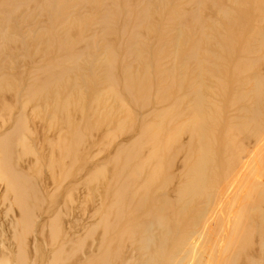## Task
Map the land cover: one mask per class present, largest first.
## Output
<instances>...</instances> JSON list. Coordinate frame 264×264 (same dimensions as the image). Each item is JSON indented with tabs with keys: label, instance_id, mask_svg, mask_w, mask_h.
Segmentation results:
<instances>
[{
	"label": "bare ground",
	"instance_id": "6f19581e",
	"mask_svg": "<svg viewBox=\"0 0 264 264\" xmlns=\"http://www.w3.org/2000/svg\"><path fill=\"white\" fill-rule=\"evenodd\" d=\"M225 1L233 8L215 13L230 31V36L224 37L227 49L221 65L231 75L222 77L218 86L208 87L207 97L202 95L199 87L203 83L198 79L195 84L194 80L186 82L179 77L173 82L167 80L172 71L179 69L178 62L166 72L155 69L150 76L130 74L131 63L141 58L131 48L135 31L127 34L123 19L112 27L102 24V31L119 39L104 59V65L118 80L108 86V100L88 85L82 91L75 88L71 97L49 108V123L34 126L32 134L24 115L26 105L12 111L0 105L5 129L0 135V201L7 204L2 215L4 225L0 224L2 235L9 236L7 243L14 245V252L6 248L0 252V264H10L11 260L14 264H210L209 254H205L210 249L217 252L218 261L225 260L227 264H264V259L244 253H264V240L253 242L246 234L253 231L264 239V209L260 207L264 188L255 189L256 203L247 210V214L256 215L259 224H236L232 228L236 237L231 238L238 240L239 246L228 245L221 253L223 244L201 242L203 229L207 234L213 227L217 236L223 232L228 214L219 212L225 204L227 187L216 184L228 180L241 165L239 148L258 142L259 137L252 139L257 132L254 126L264 120L263 109L254 111L258 119H246L239 127L233 120L235 105L245 95L264 105V79L248 77L250 91L243 84L251 69H260L264 74V45L254 53L248 40L235 43L242 28L241 10L234 0ZM122 6L124 0L116 3L115 9L119 11ZM260 10L264 12V7ZM262 17L260 23L264 26V14ZM67 19L61 15L54 20L55 25L65 26ZM166 19L165 15L162 22ZM74 35L52 33L48 42L60 54ZM259 35L254 33L251 37ZM261 37L264 41V35ZM88 41L89 38L78 41L79 47L88 49ZM163 43L162 39L151 42L148 66L142 64L143 68L157 66ZM75 52L78 53L70 59L72 64L86 53ZM182 59L180 66L194 59L193 50ZM60 73L55 70L52 76ZM169 90L185 93L172 96ZM213 98L221 103L223 111L210 101ZM111 99L129 104L130 109L126 108L121 117H114L109 107ZM131 101L135 107L130 105ZM107 124L112 126L111 132L105 131ZM117 135L124 141L115 144ZM27 136L34 139L35 147H30ZM95 146L97 151L112 146L116 154L110 161V180L102 185L98 180L106 172L99 166L92 167L90 150ZM15 161L19 170L23 162H28L32 170L29 175L16 170L12 165ZM156 191L171 193L155 198L151 206L146 205L149 192ZM93 194L106 201L93 202ZM198 204H204L203 211L197 209ZM75 208L77 219L66 223V241L57 244L63 232L62 219L68 218L67 214ZM132 211L140 212L142 220L134 222ZM36 218L38 224L33 229ZM118 225L127 227L120 236ZM115 228L117 233L111 237ZM98 230L99 242H91ZM174 236L176 242H170ZM28 237L30 242H26ZM128 245L133 249L127 250ZM216 261L215 256L211 264Z\"/></svg>",
	"mask_w": 264,
	"mask_h": 264
},
{
	"label": "rangeland",
	"instance_id": "374dc122",
	"mask_svg": "<svg viewBox=\"0 0 264 264\" xmlns=\"http://www.w3.org/2000/svg\"><path fill=\"white\" fill-rule=\"evenodd\" d=\"M119 1L0 0V105H4L5 110L8 111L26 105L24 115L27 117L30 133L32 128L41 122L49 123V117L47 116L49 108L66 97H71L75 88L82 91L88 85L97 94L108 100L110 96L107 93L108 86L118 80L104 65V59L108 55L107 50H113L119 39L112 33L102 31L103 23L112 27L119 25L120 21L126 19L125 32L132 34L133 30L135 31L131 48L134 52L139 53L141 60L131 63L129 67L130 74L150 76L155 69L166 72L178 62L179 69L172 71L167 80L173 82L174 79L179 77L186 82L194 80L195 84L198 79L203 83L202 88H199L205 97L209 96L208 87L218 86L222 77L231 75L230 70L221 65V58L225 56V49H227L224 37L230 31L223 25V19H220L215 13L219 9L233 8L230 2L225 0H124V6L117 11L115 4ZM234 1V5L241 10L240 19L242 23L240 34L234 38L235 43L238 45L246 39L250 44V48L256 53L264 45L261 37V35H264V26L260 23V19L263 18L262 15L264 14L263 10H260L264 7V0ZM186 13L191 16L184 15ZM61 15L68 18L65 26L55 25L54 20ZM165 15L168 20L162 22ZM56 32L58 34L62 32L76 35L72 36L65 51L60 54H57L53 50L55 47H51L48 42L50 34ZM254 33H260V37H251ZM87 38H89V48L81 49L78 43ZM154 39L164 40L158 56L160 62L157 66L151 65V68H143L142 64L148 66L149 53L147 52L150 50L151 42ZM76 50H82L86 53L72 64L73 62L70 59L78 53L75 52ZM191 50H193L194 59L180 66L183 61L181 58L186 57L187 54L190 55ZM118 60L121 62L120 58ZM110 69L112 70V68ZM55 70H60L61 73L52 76ZM261 71L260 69H251L246 72L243 78L246 90L250 88V84L247 83L248 77L256 78L260 76L262 80L264 79L263 71ZM167 80L165 88L168 89ZM262 91H264V84L262 85ZM168 93L172 96H178L185 93V91L174 92L169 90ZM210 101L218 106L221 111L224 110V107L215 98L210 99ZM262 103L251 100L250 95H245V97L238 100L235 105L236 108H233L236 111L233 115L236 127L241 126L240 124L246 119L247 121L258 119L259 116H254V111L264 110ZM130 105L135 107L132 101ZM109 107L113 116L117 118L121 117L126 108L130 109L129 104H118L112 99L109 101ZM2 121H4V118L0 114V135L5 130ZM254 127L257 128V132L252 135V139L257 140L259 137L258 142H253L249 148L247 146L240 147L242 161L239 164L241 165L235 168L234 174L230 175L228 180L225 179L216 184L227 187L226 195L223 197L225 204L219 212L220 214L225 211L228 214L223 232L217 236L213 233L214 231L212 232L213 227L207 234L203 229L201 242L212 240L215 246L223 244L220 249L221 253H224L228 245L232 248L240 245L238 240L231 238V236L236 237L232 233L234 225L259 224V221L255 219L256 215L247 214V210L250 209L253 203H256L257 193L255 189L264 188V120L260 121L258 127L257 125ZM112 130L111 125L107 124L105 126L106 132ZM27 138L30 147H35L36 142L34 139L28 136ZM121 141L124 140L117 135L114 143ZM112 149V146H108L97 151L95 146L92 149L93 151L90 150L93 156L92 167L99 166L106 172L98 180L100 185L110 180V161L116 158V154L112 152ZM14 164L18 165V162L15 161L12 164L16 167ZM19 168L21 170L17 167L15 169L26 175H29L28 173L32 171L28 162H23ZM40 187L47 190V187L43 184ZM170 193L171 191L149 192L146 205L151 206L155 198ZM262 197L264 195L260 196L261 210L264 209ZM98 199L103 202L106 201V198H98L96 194L91 196L93 202ZM5 207L7 208V204L2 205V201H0V222L3 225L2 215ZM37 207L38 204L36 203L35 208ZM197 209L203 211L204 204H198ZM75 214L78 215L76 208L67 214L68 218L63 217V225L61 226L63 232L60 234L57 244L66 241L64 236L67 231L65 230L67 228L66 223L74 222L77 219ZM131 215L134 222H138L143 218L140 212L132 211ZM262 215L264 217V211ZM37 224L38 219L36 218V220L34 219L33 229ZM126 228V226L118 225V236L122 235ZM2 230L3 227L0 224V252L6 248L12 253L14 252V245L13 243H7L9 236H3ZM116 233L117 228L111 232L110 236L112 237ZM100 234L101 232L98 230L91 238V242H99ZM246 234H249L248 238L253 242H263L262 240H264L253 231H247ZM27 239L26 242H30V238ZM175 239L176 236L171 238L170 242H176ZM25 248L28 250L29 246L27 245ZM126 249L131 250L133 247L128 245ZM213 251L210 249V251L205 252L206 255L209 254L210 264L213 263L215 256L217 258L216 264H227L225 260L218 261L217 252ZM244 253H249L258 260L264 259V253L256 254L255 250L244 251ZM10 264H14V261L11 260ZM238 264L244 263L239 262Z\"/></svg>",
	"mask_w": 264,
	"mask_h": 264
}]
</instances>
